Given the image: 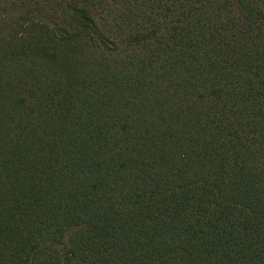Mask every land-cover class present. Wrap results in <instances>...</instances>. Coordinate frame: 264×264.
<instances>
[{"label": "trees", "instance_id": "1", "mask_svg": "<svg viewBox=\"0 0 264 264\" xmlns=\"http://www.w3.org/2000/svg\"><path fill=\"white\" fill-rule=\"evenodd\" d=\"M0 264H264V0H0Z\"/></svg>", "mask_w": 264, "mask_h": 264}]
</instances>
